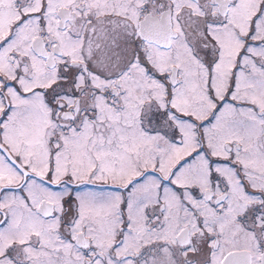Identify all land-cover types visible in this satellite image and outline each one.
I'll list each match as a JSON object with an SVG mask.
<instances>
[{
  "label": "snow or ice",
  "instance_id": "obj_1",
  "mask_svg": "<svg viewBox=\"0 0 264 264\" xmlns=\"http://www.w3.org/2000/svg\"><path fill=\"white\" fill-rule=\"evenodd\" d=\"M0 264H264V0H0Z\"/></svg>",
  "mask_w": 264,
  "mask_h": 264
}]
</instances>
